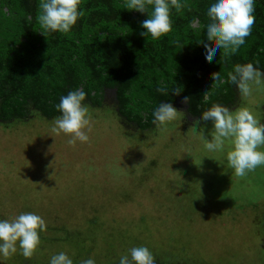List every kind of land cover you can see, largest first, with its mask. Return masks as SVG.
Wrapping results in <instances>:
<instances>
[{
	"label": "trees",
	"instance_id": "obj_1",
	"mask_svg": "<svg viewBox=\"0 0 264 264\" xmlns=\"http://www.w3.org/2000/svg\"><path fill=\"white\" fill-rule=\"evenodd\" d=\"M209 3L210 0H185L182 9L172 10V31L159 39L141 35L144 31L141 22L148 18V13L125 8L124 0H83L80 7L84 10V16L78 19L68 33L42 32V36H39L34 30L36 38L26 40L16 38V30H12L8 36L0 22V123H3L0 124L1 133L8 141L14 139L19 141L18 145L22 144V154L18 152L19 148H12L17 151L15 158L18 154L20 157L24 155L31 163L27 170L23 171L17 167L14 175H8L9 171L4 174L5 178L0 182V196L20 199L21 191L32 193V187L37 189L44 185L48 192L55 187L57 196L54 199H61L63 194L57 192L60 188L66 190L65 184L53 186L45 183L53 181L66 170L69 172V169V174L78 175L80 169L73 163L65 170L52 158L49 160L42 157L60 151V148L54 146V138L50 136V132L43 134L44 130L41 129L36 133V137L30 138L31 136L25 135L27 126L24 125L32 119L36 122L37 118L38 121L53 120L59 116L55 105L59 103L60 97L70 90L82 87L88 93L85 103L94 106L102 105L106 88L116 87V113L121 116L120 122L140 129L155 125L152 123V111L160 102H171L181 109L187 106L189 114L197 118L201 117L202 111L209 108L213 102H219L229 108L238 105L240 92L236 86L230 82L213 81L211 73L219 71L222 79L227 81V73L236 63L259 61L258 66L264 69V0H256L255 21L251 34L245 37V43L234 54L225 55L223 49L217 50L212 60L205 59L203 45L199 43L200 40H207L204 29L196 31L189 26L193 17H199L202 24L207 22ZM1 12L7 14V10L4 11L2 7L0 17ZM31 13L36 17V24L40 26L37 21L39 6L36 10L31 9ZM3 61L5 65L2 67ZM158 85L166 86L169 89L168 95L157 92ZM174 87H180L182 91L176 95L171 91ZM206 91L210 97L207 102L202 99ZM184 96H188L189 100L183 101ZM16 121L20 123L8 126ZM93 126L92 129L97 130L95 128L99 125ZM11 129L20 131L17 137H13ZM39 135L44 136L43 141L38 139ZM31 139L33 143L30 142ZM82 143L79 145L83 147V154H86L87 158L89 145L86 144L88 142ZM34 146L37 148L33 149ZM75 147L76 150L81 149L76 145ZM39 152L43 155L40 156ZM85 165L87 168H96L95 162L91 160ZM190 173L195 175L196 170ZM100 188V193L93 196V200L84 204L77 203V207L73 209L76 210L75 213L79 211L77 216H82L87 225H103L104 220L111 229H130L139 239L146 238L156 230L155 227L158 229L164 226L161 225L162 219L151 212L140 216L130 208L123 207L117 212L120 204L115 200V196L107 193L102 186ZM134 192L135 188L132 195ZM31 198L35 199L33 203L41 209L47 200L38 193L32 194ZM129 199L127 206L136 205L135 201L131 204ZM23 200L27 199L23 197ZM70 200V203L79 201L74 196L68 197V201ZM207 201L209 204L213 203L210 198ZM203 207L210 212V208L205 205ZM23 209L24 212H29V209ZM218 210L220 208L209 214L215 216ZM125 211L128 213L126 216L123 213ZM30 212L41 213L39 215L43 217L49 210L46 208L44 212H40L30 209ZM104 212H107V216L101 217ZM68 213L73 216L72 210ZM87 215H90V218H86ZM135 216L137 218L132 219ZM249 217L256 221L254 215L250 214ZM45 222L48 226L49 221ZM263 225L264 222L260 226ZM179 227L182 232L188 230V225L184 223ZM145 228L146 230H143ZM89 233L95 237L93 230ZM120 234L123 235L124 232H119ZM44 244L46 243L41 241L36 251L41 250ZM259 245L260 252L255 258V264H264V245Z\"/></svg>",
	"mask_w": 264,
	"mask_h": 264
},
{
	"label": "rangeland",
	"instance_id": "obj_2",
	"mask_svg": "<svg viewBox=\"0 0 264 264\" xmlns=\"http://www.w3.org/2000/svg\"><path fill=\"white\" fill-rule=\"evenodd\" d=\"M239 99L241 101L237 102L238 105L230 109L249 107L258 117H262L259 118L264 123L262 121L264 87L257 88L253 85L252 94L245 97L240 93ZM88 107L91 114V130L88 132L89 141L86 143L89 145L87 158L86 154H83V147L79 145H82V142L76 141L75 145L81 148L76 150L75 145L68 143L70 134L53 131L55 119L38 121L37 118L36 122L32 119L31 124L27 121L24 123L25 127L27 126L26 136L36 137V133L43 129L42 133L50 132V136L54 138V146L60 148V151L54 155H43L39 152L40 156L43 155V158L49 160L52 158L65 170L72 163L80 170L78 175L69 174L71 169L69 172L66 170L61 176L51 180L52 182L45 183L53 186L65 184L66 190L60 188L57 192L63 194L61 199H54L57 196L54 192L55 187L50 193L44 185L37 189L32 187V193L21 191L20 199L0 196V219L11 220L24 212V207L29 209V212L30 209L44 212L47 208L49 212L43 217L49 221V224L45 233L40 235L41 241L46 243L42 247L51 246L45 248L46 254L66 251L77 259L81 258L79 256L87 259V252L98 250L92 245L101 242L102 238L95 239L90 233H86L85 229L89 227L94 229L96 226L98 235L113 234L112 236H116V242L124 245L141 244L143 240H147L145 245L152 249L154 254L157 245L165 249L164 253L167 252L166 249L181 253L184 248H188L191 251L188 252V258L192 264H231L230 259L233 264H255V258L260 252L259 244L264 245V234H261L260 228L262 226L259 227L257 222V218L260 220V225L264 222V165L257 166L243 177L236 176L227 160L230 143L226 141L222 151L206 149L200 131L203 129L204 137L211 140L212 122L201 121L193 130L195 121L200 117L185 119L183 111L177 107L180 112L175 121L165 125L155 124L148 130L120 122L113 106L102 110ZM18 123L20 121L8 126ZM96 124L99 125L95 128L97 130L92 129ZM1 130L0 127V182L8 171V175H14L17 167L24 171L31 164L30 159L25 158L24 155L20 157L18 154L15 158L17 151L13 149L19 148L18 152L22 154L23 146L18 145L19 141L14 139L8 141ZM10 131H13V137H17L20 132L12 129ZM39 138L42 139L44 136L39 135ZM30 142L33 143V139ZM261 150H264V146ZM163 159L165 161H162ZM89 160L95 162L96 168H87L85 164ZM194 169L197 175L190 173ZM101 186L107 193L114 195L115 200L120 204L117 212L121 211L122 207L130 208L140 216L151 212L162 219L161 225L164 226L158 229L155 227L156 230L146 238L136 239L130 229L117 230V232L104 220H102L103 225H87L82 216H77L79 211L75 213L76 210L73 209L77 207V203L84 204L93 200V196L100 193L98 189H101ZM134 188L136 192L132 195ZM21 189L25 190L23 187ZM36 193L47 199L42 209L36 206L33 203L35 199L31 198V195ZM75 193L81 196H76ZM72 196L79 201L70 203L68 197L72 198ZM23 197L27 200H23ZM128 198L131 204L135 201L136 205L127 206ZM209 198L213 203H208ZM204 205L210 208V212L203 207ZM216 208H220L218 213L215 216L210 215L209 213L213 214ZM70 210L73 211V216L68 213ZM123 213L125 216L128 214L126 211ZM247 213L254 215L256 221ZM106 216L107 212L101 215V217ZM171 216L175 218L172 220ZM86 218H90V215ZM136 218L135 216L132 219ZM183 223L188 225L187 232H182L179 227ZM119 232L124 234L119 235ZM159 241H163V246H160ZM83 244L85 247L80 248L79 246ZM15 254H21L19 259L23 261L24 257L19 247ZM84 255L87 257L83 258Z\"/></svg>",
	"mask_w": 264,
	"mask_h": 264
},
{
	"label": "clouds",
	"instance_id": "obj_3",
	"mask_svg": "<svg viewBox=\"0 0 264 264\" xmlns=\"http://www.w3.org/2000/svg\"><path fill=\"white\" fill-rule=\"evenodd\" d=\"M83 0H39V13L37 21L42 32L68 33L84 16L80 7ZM125 8L147 12L148 18L141 22L144 31L142 36H151L159 39L172 31V10L179 11L185 6V0H124ZM256 0H210L207 7L206 23H201L199 17H193L189 26L196 31L204 29L207 40H200L203 45L205 59L212 60L217 50L223 49L225 55L236 53L245 43V37L251 34L255 21ZM149 6L151 11L149 12ZM31 20V17H28ZM210 41V43L208 42ZM259 61L236 63L227 73V81L223 80L221 73L213 72V81L220 83L230 82L247 97L253 92V85L257 88L264 87V69L259 66ZM156 91L168 95L166 86H157ZM171 91L178 95L182 89L174 87ZM88 93L81 87L70 90L60 97L55 108L60 113L54 120L53 131L70 134L69 144L88 142V132L91 130V114L85 103ZM207 91L203 95L204 101L209 100ZM189 97L184 96L183 101ZM180 110L171 102H160L152 111V123L165 125L175 121ZM201 121H211L213 128L211 140L200 131L201 138L205 141V148L209 151H222L226 141L230 143L227 160L238 177L245 176L257 166L264 165V123L249 107H239L235 110L219 102L202 111V115L193 125ZM46 222L42 216L34 212H22L15 218L0 219V261L13 256L19 247L25 258L33 256L41 239L40 233L46 230ZM49 264H75L71 255L60 251L50 257ZM80 264H96L93 257L83 259ZM119 264H156L152 250L145 244H134L125 254L119 257Z\"/></svg>",
	"mask_w": 264,
	"mask_h": 264
},
{
	"label": "flooded vegetation",
	"instance_id": "obj_4",
	"mask_svg": "<svg viewBox=\"0 0 264 264\" xmlns=\"http://www.w3.org/2000/svg\"><path fill=\"white\" fill-rule=\"evenodd\" d=\"M38 6H39V0H0V7H2L4 11L7 10V14H5L4 12H1L2 17H0V22L2 24V29L6 30L8 36H10L12 30H16L15 32V34L17 33L16 38H21V39H26V40L30 38H36L34 37V30H36V32L39 33V36H42V29L40 28V26H38V24H36V17H33V14L31 13V9L36 10L38 9ZM28 17H31V20L27 21ZM4 65H5V61L2 62V67ZM115 97H116V87H112L109 89L106 88L104 98L101 102L102 105L96 104L93 106L89 104V106L91 105V107L98 108L100 110L107 109L109 108V106H113L115 107L114 110L117 111V103H116ZM239 98H240V94L237 99L238 100L237 102L241 101V99ZM30 109H33V108H30ZM181 110L183 111V115L186 116L185 119H190V120L193 119L192 118L193 116H191V114H189L187 110V106L182 108ZM116 115L118 114L116 113ZM118 117H121V116L118 115ZM262 121H264V118L262 119ZM153 126L147 129L141 128V130H148V129H151ZM252 211H254V209ZM250 214L251 213H247V215H250ZM263 217H264V214H263ZM257 222H258V226L260 227V220L258 218H257ZM260 228L264 234V225ZM92 230L95 232V239L102 238V241L97 242L95 245H92L94 248H98V250L95 249L93 250V252L91 251L89 252L87 250L88 257L87 255H84L83 258L93 257L96 260V264H119V257L122 254H125L127 250L133 246V245H127V244L124 245L121 242L117 243L115 240L116 236H111V235L109 236V235H104V234L98 235L96 233L97 232L96 226H94V229H92V227H89L86 230V233H89ZM150 239L152 241V237ZM147 242H148L147 240L142 241L143 244ZM159 242H160V246H163L162 245L163 241H159ZM48 247H51V246H47L45 248H48ZM79 247L83 248L85 246L83 244V245H80ZM87 247H90V246H87ZM45 248L42 247L41 250L36 251L37 253H35L29 259L23 256L24 257L23 261H21L19 259V255L21 254H17V255L14 254L12 258H10L9 260H3L4 262H0V264H21V262L22 263L25 262L24 264H49L48 259L53 255V253L46 254ZM157 249H155L156 251L155 254L153 252L155 256L156 264H192L188 258L189 257L188 252L191 253L190 249L188 248L186 249L184 248L181 251V253L173 252L171 251V249L170 250L166 249L167 252L164 253L165 249L160 248L158 245H157ZM79 258L80 259H77L76 256H73L75 264H80V261L83 260L82 256H79ZM229 262L233 264L232 259H230Z\"/></svg>",
	"mask_w": 264,
	"mask_h": 264
}]
</instances>
